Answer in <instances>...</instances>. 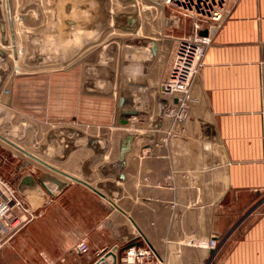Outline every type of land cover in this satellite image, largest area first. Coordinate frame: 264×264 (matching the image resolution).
I'll use <instances>...</instances> for the list:
<instances>
[{"label":"crops","instance_id":"1","mask_svg":"<svg viewBox=\"0 0 264 264\" xmlns=\"http://www.w3.org/2000/svg\"><path fill=\"white\" fill-rule=\"evenodd\" d=\"M229 8L223 22L206 23L213 27V42L194 88L200 103L177 134L164 119L152 138L136 142L125 180L118 182L120 197L111 202L62 174L82 178L90 149L79 148L64 162L36 154L57 170L38 162L43 167L36 181L26 156L17 191L27 209L19 213L25 222L0 247V264H114L116 257L117 264H127L121 251L131 243L166 264H264V0H229ZM112 44V53L121 48L119 40ZM175 47L160 45L150 70L154 79L155 67L160 79L167 76ZM105 53L85 63L99 67L108 61ZM18 71L14 83L4 86L0 105L40 126L41 142L49 129L72 126L108 138L106 158L117 159L120 134L116 140L104 134L106 107L82 98L83 64ZM28 133L24 141L4 142L29 143ZM70 160L78 167L70 168ZM112 225L126 227L133 238L119 237ZM211 239L218 241L214 249ZM82 241L89 245L83 254L76 251Z\"/></svg>","mask_w":264,"mask_h":264},{"label":"water","instance_id":"2","mask_svg":"<svg viewBox=\"0 0 264 264\" xmlns=\"http://www.w3.org/2000/svg\"><path fill=\"white\" fill-rule=\"evenodd\" d=\"M121 1L136 4L134 0ZM108 2L109 0H26V6L40 3L44 23L37 27L20 24L19 36L25 46L21 62L26 67L68 62L81 48L99 41L111 27L110 17L113 16V27L133 33L123 44L117 119L121 125H127L132 119L149 121V130L144 133L128 131L121 134L116 142L117 159L110 161L106 158L111 144L108 138L90 135L72 126H56L43 133L45 141L41 142L40 126L24 117L19 118L9 107L0 105V128L8 127L0 137L22 141L27 138L28 131H31L29 146L32 152L15 147L54 170L56 169L34 154L64 162L79 148L92 150V155L81 164L82 178L62 174L113 202L123 192V187L118 182L125 180L123 170L127 164V156L135 149L139 139L152 138V132L161 128L163 112L168 103L160 96L154 100L151 96L156 83L150 70L157 58L159 45L156 40L137 34L141 25L138 6L132 12L112 13ZM7 12L5 1L0 0V96L12 70L10 52L4 48L12 46L13 58L16 61L19 59L14 23L10 21L9 11ZM154 106L157 113L152 119ZM79 140L83 143L78 144ZM111 227L119 237L127 240L133 238L126 227ZM132 245L133 243L124 247L121 252ZM114 264H117V257Z\"/></svg>","mask_w":264,"mask_h":264},{"label":"rangeland","instance_id":"3","mask_svg":"<svg viewBox=\"0 0 264 264\" xmlns=\"http://www.w3.org/2000/svg\"><path fill=\"white\" fill-rule=\"evenodd\" d=\"M4 1H5L6 12H7L8 11L7 0H4ZM25 1L26 0H11V9L13 13V23H14L15 33H16V42L18 43L19 59L16 62V60L13 58V50L11 46L4 48L10 52V56H11L10 59H11V65H12L11 73L7 77V84L5 80L4 86H6V88L8 89L14 83V80L16 76L18 75L19 69H23L24 72H27V73H31L32 71L42 73V72L49 71V70H53V71L60 70L64 66L77 61V63L84 65V74H83L84 79L81 80L82 86L80 87L82 98H86L88 100L98 99L102 101L104 104L101 107H106L103 120L104 122L106 121L108 123L105 122L104 124V127H105L104 134L109 135L110 137L114 138V140H116V136L118 134L121 135L123 133L128 132L124 130V128L115 129L114 127L119 126V122H118V119L116 118V115L118 112L117 107H118L119 84H120V74H121L120 68H121V62L123 59V44L127 39L133 36V33L127 30H123L121 28L113 27L114 19H113V16H111L110 17L111 27L109 28L108 31L104 33V35L99 39V41L93 44H88L85 47L81 48L77 52V54H75L68 62L60 63L56 65H49V66L26 67L21 62V59L23 55L25 54V46L19 36L20 24L22 23V25L24 26L37 27L44 23V16L41 11L40 3L39 4L38 3L29 4L26 6ZM134 1H136V4L125 3L121 0H109L108 6L110 10L112 11V13H117V12H132L134 11L137 5L139 8V17L141 19V25L138 28L137 34L140 37H150L156 40L159 45V51H160V45L163 47H169V49L172 48L173 45H176L177 47L179 39L191 36L192 35L191 32H193V35L197 34L198 30L202 31V29L204 31L207 30V33L209 32V29H210L209 24H206L207 22H209L208 18H205L202 16H194L189 11H186V10L184 11L183 9H179L177 7H170L168 5L167 6L162 5L160 4V0H157L156 1L157 3H155L154 0H134ZM32 6L40 9L43 20L41 19L38 25L33 23V25L31 26V24L29 23V20H30V15L32 14L30 13L29 10L31 9ZM7 15H8V12H7ZM199 33L201 34L202 32H199ZM117 40H119L121 48L119 46L118 48L115 46V49L112 53L110 52V49H111L110 47L111 45H113L112 44L113 41H117ZM0 47H2L1 43H0ZM176 47H175V50H176ZM101 50L104 51V53L107 52L108 55H109V52L111 53V55H109L107 62H105L104 64L100 63L102 65L99 67H94L93 65L91 66L90 64H88L89 62L85 63L87 59L89 61L94 62L95 60L94 54L99 53V51ZM90 51L92 52L89 53ZM174 54H173V58H172V62H171L168 74L170 72V69L174 61ZM168 74L164 79L168 77ZM153 75L155 76V79L154 78L153 79L156 83V89L153 90V92L151 93V96L154 100L155 97L159 96L156 94L157 87L158 88L160 87L164 79L163 80L160 79L159 77L160 73L158 71V67L157 68L155 67V73ZM89 83L90 85L97 86V89L93 88L94 90H90L89 85H88ZM83 91L85 94L90 95V96L83 95L82 94ZM95 94L97 95V97H94ZM11 108H14V107H11ZM154 116L155 115L153 114L152 119ZM3 128L5 130V127L0 128V135H3L4 130L1 132V129ZM125 128L127 129L128 127H125ZM147 130L148 128L146 127V128H139L138 131L143 132ZM28 137H29V133L26 139H29ZM11 139H14V138H11ZM15 140L20 141L17 139ZM17 146L18 147L22 146L21 147L22 149L32 152V150L30 149L29 143H22V145L20 144V146L19 145ZM111 146L112 145L110 144L109 148ZM34 155L36 156V154ZM26 156L27 155L25 153H23L22 151L16 150L15 146L11 147L6 142H4L3 138L0 137V175L6 181H8V183L16 191H19L20 184L22 183L21 182L22 174L26 173L24 171L25 169L22 171L20 170V168L22 169V167H24L22 166V163L24 162V160L27 159L28 156L27 157ZM29 161L32 163V165L28 167L31 172V174L29 173V175H32V177L36 181V179H38L41 174V171L38 170L39 167H41L40 166L41 164H39L38 162L34 161L31 158H29ZM68 166L70 168L75 169L76 166L78 167V162L77 161L72 162V160H70L68 162ZM40 179L42 180V176ZM17 194L19 195L18 192ZM20 199L22 200L21 197Z\"/></svg>","mask_w":264,"mask_h":264},{"label":"built area","instance_id":"4","mask_svg":"<svg viewBox=\"0 0 264 264\" xmlns=\"http://www.w3.org/2000/svg\"><path fill=\"white\" fill-rule=\"evenodd\" d=\"M160 4L189 11L194 16L208 18L217 24L223 22L230 13L229 0H160ZM29 11L32 14L29 23L31 26L33 23L38 25L40 20H43L40 9L32 6ZM212 28L206 35L197 33L179 39L168 77L162 81L160 89L157 87L156 94L167 100L163 117L172 122L173 134H177V127L189 119L192 109L200 103L194 88L204 66L207 49L213 42ZM149 125V121L132 119L127 125L119 124L118 127L141 133L138 131L139 128L147 127L149 130ZM24 206L17 191L0 175V247L25 222L19 215L21 211L27 212ZM209 244L214 249L218 246V241L211 239ZM76 251L81 254L87 253L88 243L80 242L76 246ZM124 261L127 264H166L157 259L151 249L135 246L126 249Z\"/></svg>","mask_w":264,"mask_h":264},{"label":"bare ground","instance_id":"5","mask_svg":"<svg viewBox=\"0 0 264 264\" xmlns=\"http://www.w3.org/2000/svg\"><path fill=\"white\" fill-rule=\"evenodd\" d=\"M154 2L155 3H157L155 0H154ZM159 4V3H158ZM160 5V4H159ZM7 6H8V11H9V14H10V21H13V13H12V9H11V0H8V3H7ZM16 44H17V49H18V43L16 42ZM11 48H12V50H13V47L11 46ZM18 61V60H17ZM16 61V62H17ZM141 133H144V132H141ZM3 140H5V141H8V139L6 140V139H3ZM8 142H10V141H8ZM10 144H11V142H10ZM12 145L13 146H17V145H15V144H13L12 143ZM29 157V156H28ZM31 158V157H30ZM33 159V158H32ZM35 160V159H34ZM35 161H37V160H35ZM37 162H39V161H37ZM39 163H41V162H39ZM41 164H43V163H41Z\"/></svg>","mask_w":264,"mask_h":264}]
</instances>
